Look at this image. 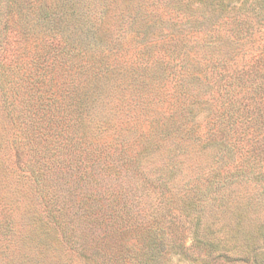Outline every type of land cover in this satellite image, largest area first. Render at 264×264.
I'll use <instances>...</instances> for the list:
<instances>
[{
	"label": "trees",
	"instance_id": "trees-1",
	"mask_svg": "<svg viewBox=\"0 0 264 264\" xmlns=\"http://www.w3.org/2000/svg\"><path fill=\"white\" fill-rule=\"evenodd\" d=\"M160 1L176 31L157 44H176L142 57L108 51L111 3L0 9L5 109L39 121L27 168L74 247L77 225L100 220L120 264H264V37L257 51L219 50L264 33V0ZM139 97L145 114L124 112Z\"/></svg>",
	"mask_w": 264,
	"mask_h": 264
},
{
	"label": "rangeland",
	"instance_id": "rangeland-1",
	"mask_svg": "<svg viewBox=\"0 0 264 264\" xmlns=\"http://www.w3.org/2000/svg\"><path fill=\"white\" fill-rule=\"evenodd\" d=\"M10 1L0 0L3 17L7 15ZM92 1L102 5L112 4L109 11L110 22L104 33V39L108 41L106 44L108 51H130L133 56L142 57L149 55L150 51L166 50L176 44L165 47L157 44L166 30L176 31L165 21L169 18L171 9L162 1ZM21 3L22 0H16V10H19ZM261 5L264 3L261 2ZM163 9L168 12L167 15H163L165 18L161 13H157ZM6 30L7 27L2 33L3 36L6 34L5 37L9 33L5 32ZM263 37L264 33L258 31L255 33V39L248 40L243 47L223 41L219 50L257 51L259 43L261 45L263 43ZM110 39H114L111 44ZM179 45L181 42H178ZM5 52L0 51V57ZM11 52L21 53V51ZM144 110H146L144 97L138 98V105L131 104L130 107L124 108V112L132 113L137 111L144 113ZM124 112L118 117H123ZM30 122L29 127L9 116L0 94V264H120L126 257L125 251L117 245L119 241L114 243V236H110L114 233L110 231L105 235V225L101 224L100 220L101 228L93 229L87 221H81L77 225L75 229L77 237L74 239L77 240V246L74 247L71 245L72 242H68L70 239L67 241L64 238L61 229L57 228L47 215L36 178L27 168L28 158L36 167L42 155L40 149L35 146L32 148L31 145L32 149H30L27 144L29 135L33 139L32 132L36 131L35 139H37L38 133L39 121L31 119ZM34 145L38 144L34 143ZM146 201L143 198L141 205ZM104 235L107 238H104ZM89 236L94 237L95 240L90 239ZM87 243L91 251L84 249ZM107 244L113 246L106 247ZM110 250L114 260L109 259V254L106 255ZM171 264L186 263L175 259Z\"/></svg>",
	"mask_w": 264,
	"mask_h": 264
}]
</instances>
